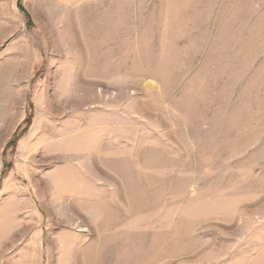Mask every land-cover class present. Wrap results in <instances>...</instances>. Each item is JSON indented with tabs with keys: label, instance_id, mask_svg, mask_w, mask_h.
Here are the masks:
<instances>
[{
	"label": "rangeland",
	"instance_id": "1",
	"mask_svg": "<svg viewBox=\"0 0 264 264\" xmlns=\"http://www.w3.org/2000/svg\"><path fill=\"white\" fill-rule=\"evenodd\" d=\"M0 264H264V0H0Z\"/></svg>",
	"mask_w": 264,
	"mask_h": 264
}]
</instances>
